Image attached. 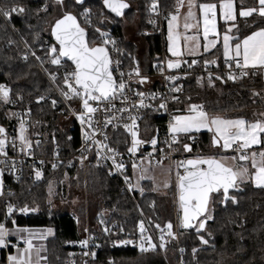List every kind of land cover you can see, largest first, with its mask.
I'll use <instances>...</instances> for the list:
<instances>
[{
	"label": "trees",
	"instance_id": "16d2710c",
	"mask_svg": "<svg viewBox=\"0 0 264 264\" xmlns=\"http://www.w3.org/2000/svg\"><path fill=\"white\" fill-rule=\"evenodd\" d=\"M12 2L13 0H0V6H7ZM15 2L24 4L29 11L23 16L13 14L10 21L0 17V83L9 85L13 101L7 104L0 101V125L6 128L8 136H14L18 120L6 113H23L25 109H30V115L27 117V135L31 141L39 139V145L34 151L39 157H46V160L41 166L24 164L18 181H13L9 175H3L4 195L0 196V220L4 219L2 212L6 202H11L17 207L24 205L36 207L38 209L36 212L26 214L16 212L13 218L20 226L53 228L52 235L44 242L47 264H66L71 249L66 242L78 241L83 236L85 205L83 203L70 205V188L75 184L84 187V181L86 199L91 209L89 212L91 224L96 223L97 216L106 215L112 220H121L126 230L134 235L138 230V223L143 220L148 233L153 235L154 224L159 223L162 226L168 221L172 223L175 180L173 185L166 188L167 196H164L157 193L149 180L141 181L140 188L143 192L128 191L122 187L119 178L109 176L104 167L93 165L91 160L87 161L83 174L80 162L73 157L69 158L78 145L76 129L60 121L49 98L36 102L39 95L55 96L56 88L48 73L56 72L62 77L63 69L72 68L66 61L62 67L52 65L46 54L47 44L56 46L49 33L50 25L63 12L70 11L77 16L81 27L86 29L90 46L100 43L96 28L104 27L120 34L125 64L135 63L139 70L144 72H148L161 59L168 58L163 28L166 19L162 22L163 30L160 33L145 35L146 29L153 26L151 21L154 14L149 12L151 0H125L130 7L121 17H116L103 8L102 0H85L80 4L75 0H64L61 13L58 12L60 5L55 3V0H47L48 10L39 14L35 10L40 8L45 0ZM197 2L204 3L210 0ZM234 2L238 9L240 0ZM254 2L255 0H244L246 6H253ZM157 3L158 9L173 12L175 0H157ZM85 8L91 10V23L85 21L83 14ZM134 18L138 19L136 29L138 37L143 41L141 46L126 40L123 35V20L130 23ZM254 20L255 26L247 27L252 25ZM236 23L241 36L256 30V27H264V21L255 16L247 20L238 16ZM39 45L42 46L40 50L37 49ZM28 48L36 52L41 58L40 61L30 55L27 60L22 58ZM212 59H216L217 62L211 64V67L223 68L221 45L196 58L199 67L205 60ZM189 61L191 59L185 63ZM45 69L48 71L45 72ZM252 72L249 71L246 77L233 81L227 80L222 72L217 71L212 74L214 86H209V76L204 75L201 83H197L195 75L192 74L184 82L185 90L179 96L176 108L183 110L188 103H196L202 104L209 114H221L227 118L242 116L253 120L255 118L253 113L264 111V70L256 71L255 75H252ZM217 75L225 79L217 80L215 79ZM56 83L59 84L61 81L58 79ZM253 91L260 95L254 97ZM17 94L22 99H19ZM158 120L160 119L153 112L144 115L140 124L141 136L150 137ZM160 122V126L164 128L161 120ZM109 135L111 137L109 142L112 145L120 150L126 148L128 136L123 130H108ZM191 135L197 139L198 147L206 149L210 146L211 134L208 131L193 132ZM68 137H71V140ZM180 138L188 139V136L181 135ZM10 146L11 143L9 148ZM54 157L59 159L54 162L52 160ZM53 163L57 165L56 168L52 167ZM36 169L42 172L40 178L35 177ZM230 194L237 196L236 204L229 201L222 206L217 202L219 198L215 197L209 205L214 218L208 222L207 229L212 235L209 237L201 233L209 240L208 245L200 244L195 229L184 230L179 226L177 238L169 239L164 249L156 247L147 252L117 247L108 236L100 234L96 261L98 264H264V189L256 188L247 182L241 183L239 188ZM149 218L153 222L152 225H149ZM194 247L197 248L195 254L192 253ZM179 248L185 250L183 255L179 253ZM8 250H12V247L9 246ZM0 264H7L3 248L0 249Z\"/></svg>",
	"mask_w": 264,
	"mask_h": 264
},
{
	"label": "snow or ice",
	"instance_id": "6c2138e0",
	"mask_svg": "<svg viewBox=\"0 0 264 264\" xmlns=\"http://www.w3.org/2000/svg\"><path fill=\"white\" fill-rule=\"evenodd\" d=\"M77 3H82V0H76ZM55 3L61 7L64 5V0H55ZM103 8L115 13L116 16H123L124 10L130 5L125 0H102ZM184 0H175V12H169L165 17L168 22L167 31V50L173 57L177 59H169L167 61V68L178 69L181 65L179 57L185 53L196 56L201 48L204 53H209L216 49L222 43V56L226 66V79L236 80L238 78L246 77L248 69L264 70V27H256V30L248 32V34L240 35V29L237 26V14L240 18L247 20L251 17H258L264 21V0H255L253 6H246L244 0H240L239 8L234 0H210V2L199 3L196 0H187V11L184 13L183 19V33L179 31L178 17L180 9L184 7ZM48 3H45L38 9L36 13L46 12L48 10ZM157 0H151L149 12L158 13ZM199 10V18L194 8ZM29 9L24 4L17 3L13 0L7 6H0V17L6 21H10L13 14L26 15ZM85 21L91 23V10L85 8L83 11ZM218 19L224 24L223 32L218 30ZM193 21L195 23H193ZM103 22V21H101ZM154 23V21H151ZM256 21L252 25L255 26ZM51 35L58 43V50L55 45L47 48V56L52 65L60 66L61 58L66 57L68 61L74 65V68L65 71L63 76H58L56 72L48 73L51 82L55 85L56 91L64 101L78 100L79 110L69 107V111L74 115L75 119L81 125V139L83 144L81 151L87 152L92 149L95 150L97 162L100 160L111 161V169L109 175L113 172L123 174L125 169V162L116 148L109 146V137L103 129L109 126L117 129L122 126L125 132L130 136V145L125 142L126 151L130 157H135L139 146L145 141L138 138V124L139 116L133 114L131 110H139L143 108H153L152 103L146 101H159L155 104V111H168V103L177 102L179 97L177 95H165L159 92H143L133 91V95L137 98L134 102L129 103L130 97L125 94V89L128 86L124 79L125 73L119 71V62L117 61L116 71L119 73V79L113 74V61L110 57L108 45L115 48L116 41L108 39V33L96 28L95 31L99 34V44L90 46L86 40V29L81 27L77 16L70 11H65L63 14L55 19L54 23L50 25ZM190 30H194L195 34L188 35ZM236 33V34H233ZM201 37L203 43L201 44ZM23 39V38H22ZM11 43V41H9ZM27 48V43L25 42ZM37 61L40 57L36 52H31ZM29 52H25L23 59L27 60ZM197 60L191 61L192 65L197 64ZM216 59L205 60L204 65L208 66L216 64ZM160 71H164L163 65H157ZM234 69L239 71V77L235 75ZM48 70L45 69V72ZM256 72L253 71L252 75ZM135 75L138 77V83L144 84L147 76L140 74L139 68H133L129 73V78ZM179 77L169 75L165 77L167 81H175ZM61 83L57 84L56 81ZM198 82L200 78L198 77ZM217 80H223L225 77L217 75ZM209 86L213 85L212 74H209ZM129 91H132L129 89ZM179 87H173L169 90L170 93L179 92ZM11 89L9 85L0 83V101L3 103H13L10 97ZM18 98L22 99V97ZM252 95L259 96L260 93L253 91ZM46 99L45 95L36 97V102L39 103ZM190 99V98H188ZM115 100H120L122 106L117 108L113 103ZM53 107L56 106L57 101L52 99L50 101ZM175 114H170L167 122V133L170 140L166 141L169 147V153L177 151L173 147L175 144H180V136L187 135L189 140L194 139L191 135L193 132H199L201 129H206L210 134V146L214 149H219L221 153L229 150L234 153L232 156L221 155H205L200 152L191 158L175 160L168 168V174L175 177V203L177 205V219L179 227L187 229H195L197 238L201 245H208L209 240L204 234L211 236L212 233L208 231L207 224L213 220L212 210L209 205L213 202V198L218 197V203L226 204L231 202L236 204L238 202L237 196L230 194V190L238 189L241 183L250 182L254 187L264 189V111L253 113L254 119L248 120L242 116L227 118L218 114L210 115L202 104L188 103L183 109L173 110ZM103 113V122L95 119L99 113ZM8 116H14L18 120V125L14 129L15 136H8L7 130L0 125V156L4 159L0 160V174L5 170L15 173L17 161L13 158H8L6 145L11 143L14 151L31 155L32 142L27 135V117L30 115V109H25L23 113L10 112L6 113ZM23 116V118H21ZM130 122H123V121ZM123 122V123H121ZM99 134L102 139H97ZM71 140V137H68ZM55 138L53 137V141ZM39 145V141L36 142ZM151 145L156 146L158 140L153 136L150 140ZM185 153H191L192 146L190 143H183L180 145ZM155 151V147L153 149ZM150 162L160 165L166 158L161 149L160 160H152V153L147 154ZM170 158V156H169ZM81 162L86 159L82 154L79 158ZM142 160L145 157L141 158ZM231 160L232 164L227 161ZM41 164L43 161L40 162ZM71 164V162H69ZM133 175L137 171L141 175L136 177L137 183L133 184L130 177L123 174V180L127 185L128 191L134 189L143 192L138 181L144 179L143 173L147 171L142 164H137L135 160L132 162ZM56 168L55 163L52 164ZM36 178L42 176V172L38 169L34 170ZM170 180H166L163 187L168 188ZM3 187L0 184V196H3ZM12 195V193H9ZM51 195V182L50 191ZM49 204L51 201L49 200ZM36 207H17L11 202H6L3 208V220H0V248H7L11 246L15 249L14 253L7 256V264H47V257L41 255L42 251H46L43 245H37L34 241H42L48 235L53 233V228H31L27 226H20L13 218L16 212L29 213L36 212ZM149 225L153 222L149 218ZM11 224V227L8 224ZM79 223V221H77ZM100 223L104 221L101 219ZM154 227L159 231V245L160 249L165 248V238H176V233L173 232V225L168 221L161 226L156 223ZM139 240L133 241L131 239H119L112 241L114 244H132L137 243V246L142 252L154 250L157 245L153 243L151 235L147 234V228L143 220L138 223ZM123 229H121L122 231ZM87 232V228L84 229ZM105 233L110 231L109 228L103 229ZM15 238V243L12 241ZM95 237L89 236L78 241H68L66 243H78L82 249L89 247L90 241ZM22 243V247L20 244ZM184 251L183 248L180 249ZM197 248H192V253L195 254ZM95 252L91 255L94 257ZM72 255V254H69ZM87 256V251L83 252Z\"/></svg>",
	"mask_w": 264,
	"mask_h": 264
},
{
	"label": "built area",
	"instance_id": "2783aa9c",
	"mask_svg": "<svg viewBox=\"0 0 264 264\" xmlns=\"http://www.w3.org/2000/svg\"><path fill=\"white\" fill-rule=\"evenodd\" d=\"M175 5V4H174ZM175 11V7H173V12ZM168 13L166 10L163 9H158V13H153L154 17L152 19V21H154L153 26L149 27L146 29L145 31V35L146 34H153V33H160V31L163 30L162 28V22L166 19L165 17L168 16ZM101 31L107 32L108 35V39L111 40H115L116 41V45L115 48L112 47V45H108V49H109V53H110V57L113 61L112 64V68H113V74L114 76H116L117 79H119V73L116 71V67L117 64L116 62H119V71H122L125 73L124 75V79L125 81H127L128 86L125 89V94L128 95L130 97L129 103L134 102L137 98L133 95V91H143V92H159V93H164L165 95H177L178 97L184 92L185 90V80L190 76V75H195L196 77V82L197 83H201V78L205 76H209V74H214L217 71L218 72H222L225 76H226V66L224 64L223 68L219 69L218 67L215 68V66L211 67V65L205 66L204 64L202 66H198V64L192 65L191 61H189V63H185V62H181V65L178 69H171L169 70L166 67V60L168 58H164L161 59L160 62H157L156 64L153 65V67L148 70V72H142L140 71V74L143 76H147L148 80L144 83V84H139L138 81V77H136L135 75H133V77L129 78L128 73L135 67H138L135 63H133L132 65H126L123 57V50L120 44V40H121V36L120 34H117L116 32H113L111 29H101ZM99 36V34H98ZM100 41V39H99ZM101 42V41H100ZM47 47H49L50 45H46ZM41 45L37 46V49L40 50L41 49ZM34 50H32L31 48L26 49V52H29V55L31 56V52H33ZM35 52V51H34ZM65 62V60L63 58H61V64L63 65ZM163 65L164 67V71L161 72L160 68L157 65ZM73 68V67H72ZM72 68L70 69H63L62 71V76L64 74L65 71H69L72 70ZM249 71H258V70H253V69H248ZM234 73L235 75L239 76V71L234 69ZM169 75H175L177 77H179L177 80L175 81H167L165 80L166 76ZM200 78L199 82L197 78ZM50 79V77H49ZM173 87H179L180 91L176 92V93H170L169 90ZM129 89H131L132 91H129ZM46 96V99H55L57 101V104L55 107L52 106L53 109H55L56 113L59 115L60 121L62 122H66L70 125L71 128L76 129L77 134H78V145L75 148V151L70 155L69 158L73 157L75 159H77L81 166H82V171L83 174H85V168H86V163L88 160H91L93 165L95 166H99V167H104L106 169L107 174L109 175V171L111 169V161H106V160H100L99 163L97 162L96 156H95V150L92 149L90 151L87 152H83L81 151V146L83 144V141L81 139V125L79 123L78 120L75 119L74 115L69 111V107H71L72 109H76L79 110V101L78 100H71V101H64L63 98L60 96L59 92L56 91L55 89V96L50 97L48 94H43ZM45 99V100H46ZM147 103H152L155 107V104H158L159 101H146ZM113 103L116 105L117 108L122 107V106H126V105H122L120 100H115L113 101ZM176 104L177 102H171L169 101L168 103V111L165 112L163 110L161 111H155L154 107L153 108H143V109H139V110H131L133 112V114H136L139 116V119L137 121L138 124V138L141 139L142 141H145L146 143H143L141 146H139V150L137 151L135 157H130V155L127 153L126 148L120 150L118 149L116 146L112 145L109 141H110V135L109 140H108V144L109 146L116 148L120 153H122V158L125 162V169H124V173L130 177V179L132 180V183H134V181L136 180V177L141 175L140 171H137L136 175H133V169H132V162L133 160H135V162L137 164H142L144 168L147 169V171H152V169L156 166H159L157 164H155L154 162H150V160L147 158V154L148 153H152V160H160L161 157V149L163 150V155L166 157L160 165H168L170 166L172 164L173 161L175 160H180V159H188L191 158L193 156H195L197 154V152H200L202 154L205 155H216L218 154L219 151H217L214 148H208L207 150L204 148H200L198 147V141L197 139L194 137V139L189 140V139H180V144H175L173 145L174 148L177 149V151L171 152L169 153V147L168 144L166 143V141L170 140V136L167 133V122L170 118V114H175L174 113V109L176 108ZM149 112H153L154 114H156V116L162 121V125L164 126V128H162L160 126V120H158V123L155 126L154 129V133L150 136V137H144L141 136L142 133V128L140 127V124L142 122V119L144 117V115L148 114ZM21 118H23V116H21ZM95 119L103 122V113H99L95 116ZM123 122H130V121H123ZM121 122V123H123ZM18 125V123H17ZM27 125H28V118H27ZM108 130H123V132H125V130L123 129L122 126L118 127L117 129H113L111 128V126H109L107 129H103V131H105L108 135ZM126 133V132H125ZM16 134V133H15ZM127 134V133H126ZM15 136V135H14ZM128 136V145H130V136L127 134ZM153 136H156L158 143L156 146L151 145L150 140L152 139ZM97 139H102V137L97 134ZM37 141H39V139H36L32 142V149H31V155H25L23 153H19L18 151H14L12 148V145L9 148V144L6 145V151L8 153V158H13L17 161L16 163V171L15 173L5 170L3 172V175H9L11 177V179L13 181H18L19 178L22 175L23 172V166L26 163H30L33 166H37V165H42L40 162L41 161H45L46 157L43 156H38L35 154L34 148L37 146ZM183 143H190L192 146V151L191 153H185L183 152V149L181 148L180 145H182ZM155 147V151L153 150ZM230 151V150H229ZM230 153L234 154L232 151H230ZM84 155L86 157V159H84L82 162L79 159L81 157V155ZM170 156V158H169ZM142 157H145V159H141ZM4 157L0 156V160H3ZM59 158L54 157L52 160L55 162L57 161ZM147 171L144 174L145 178L144 179H140L139 182L143 181V180H149L147 178ZM123 174H119V173H115L113 172L111 175L112 177H117L121 180V185L123 188L127 189V185L125 184L124 180H123ZM174 177V175H173ZM175 178V177H174ZM85 184V181H84ZM83 184V189L86 192V186ZM136 190V189H134ZM72 218H74V216H72ZM103 220L104 223L101 224L100 220ZM173 226V232L176 233V238H177V224H172ZM163 226V225H162ZM107 227L110 229V231L108 233H105L103 231V229ZM87 228V232L84 231L83 236L81 237V239H84L86 237L92 236L95 237L94 240L90 241L89 247L87 249H82L78 243H67L68 246L71 247L69 254L72 255H68V258L66 260V264H98V262L96 261V254L97 251L99 249V235L103 234L108 236L111 241H115V240H119V239H131L133 241H138L139 240V229L136 231V233L134 235H131L130 232H128L124 226V223L119 220H112L109 217H107L106 215H99L97 216V220L96 223L91 224L89 223L88 219H85V227L84 229ZM121 229H123L121 231ZM148 235H151L148 233ZM159 231H157L155 229V232L153 235H151L153 243L157 245H159ZM175 238V239H176ZM169 239H171L170 237L165 238V246L166 243L169 241ZM114 244V243H113ZM117 247H129V248H135L138 251H141L139 249V247L137 246V243H132V244H114ZM74 246H76L77 248L75 249ZM181 248L178 249L179 253L181 255L184 254L185 250L183 252L180 251ZM87 251L89 253V255L85 256L83 255V252ZM95 252V256L93 257L91 255L92 252Z\"/></svg>",
	"mask_w": 264,
	"mask_h": 264
},
{
	"label": "rangeland",
	"instance_id": "374dc122",
	"mask_svg": "<svg viewBox=\"0 0 264 264\" xmlns=\"http://www.w3.org/2000/svg\"><path fill=\"white\" fill-rule=\"evenodd\" d=\"M63 10V8L60 6L58 7V12L61 13ZM57 12V14H58ZM137 24H138V19L137 18H134L132 20V22H127L126 20H123V35H124V38L126 40H129V41H133L134 43H137L139 46L143 45V41L140 37H138V34H137ZM100 29H108V28H100ZM210 115H215V114H211ZM218 115H221V114H218ZM208 148H211V146H208L206 148V150ZM217 151H220L218 148L216 149ZM221 155H227V156H232L234 154L230 153L229 151L228 152H225V153H220L218 152V154H216L217 157L221 156ZM228 164H232V161L231 160H228L227 161ZM168 168L169 166L166 164V165H159V166H156L152 169V171H149V173H147V178L151 181L153 187L155 188V190L157 191L158 194L160 195H164V196H167L166 195V188L163 187V184L166 180H170V185H173V181L171 180V178H169V174H168ZM140 181V180H139ZM139 186L141 187V182H139ZM134 183L136 184L137 183V179L134 181ZM169 185V186H170ZM175 185V184H174ZM87 198V194L85 192V190L83 189L82 186H79L78 184H75L74 186H72L70 188V205L71 206H75V205H78L80 203H83L85 205V219H88L89 220V223H91L90 221V206H89V202L88 200L86 199ZM175 192L173 193V196H172V209H173V218H172V224H177V227L179 226L178 225V219H177V216H178V213H177V205L175 203ZM57 204V203H56ZM57 206H60L59 204H57ZM174 226V225H173ZM11 227V226H9ZM48 226H41V227H31V228H47ZM52 235V234H51ZM51 235H48L47 237L51 236ZM46 237V238H47ZM46 238L42 241H34V243H36L38 246L39 245H43L44 247V242L46 240ZM13 243H15V238L12 237L11 238ZM20 246L22 247V243L20 244ZM1 249V248H0ZM5 250V255H6V258L7 256L10 254V253H14L15 252V249L12 248V250H8V247L7 248H3ZM41 255L44 256V251L41 252ZM43 264V262H42Z\"/></svg>",
	"mask_w": 264,
	"mask_h": 264
},
{
	"label": "crops",
	"instance_id": "0c3cea01",
	"mask_svg": "<svg viewBox=\"0 0 264 264\" xmlns=\"http://www.w3.org/2000/svg\"><path fill=\"white\" fill-rule=\"evenodd\" d=\"M196 3H197V5L199 4L197 2V0H196ZM186 4H187V0H184V5L185 6L180 9V15H179L178 21H177L178 24L180 25V28L178 30L181 31L182 33H183V27L182 26H183V23H184L183 16H184V13L187 11ZM194 11L197 13V18H199V10H198V7L197 8H194ZM238 16L239 15L237 14V17ZM193 23H195V22L193 21ZM224 27L225 26H224L223 22L222 21H219V19H218V30L221 33L223 32ZM163 28H164V35H165V42H166V56L168 57V59H177V57H173L171 55V53H169L168 50H167V45H168V41H167L168 22H167V19L164 21ZM187 34L188 35H193V34H195V32H194V30H190ZM233 34H235V33H233ZM202 43H203V40H202V37H201V44ZM220 45H221V48H222V43ZM203 53L204 52H203V50L201 48L200 52L196 56H192L190 54L185 53L183 56L179 57V59L181 60V62H185V61H187L189 59H191V61H192L193 59H196L197 57H199ZM142 72H144V71H142ZM177 109H179L181 111V113L183 112L182 109H180V108H177ZM206 131H207L206 129H201L199 132H206ZM199 132H196V133H199ZM219 152L221 153V151H219ZM147 173H149V171H147ZM169 178H171L172 181L175 180V178L173 177V175L171 177L169 176ZM149 181H151V180H149ZM0 184H2V187H4L3 173L0 174Z\"/></svg>",
	"mask_w": 264,
	"mask_h": 264
},
{
	"label": "water",
	"instance_id": "95a60500",
	"mask_svg": "<svg viewBox=\"0 0 264 264\" xmlns=\"http://www.w3.org/2000/svg\"><path fill=\"white\" fill-rule=\"evenodd\" d=\"M76 1V0H75ZM85 0H82V3L84 2ZM77 3V2H76ZM127 3V2H126ZM77 4H80V3H77ZM128 9V8H127ZM127 9H125L124 10V12L127 10ZM108 12H110V10H108V9H106ZM111 13V12H110ZM111 14H113L114 16H116L115 15V13H111ZM116 17H118V16H116ZM121 17V16H120ZM50 35H51V30H50ZM51 38H52V40L54 41V43L56 44V46H57V50H58V48H59V46H58V43H56V41H55V38L54 37H52V35H51ZM86 40H87V33H86ZM66 62H68L69 64H71V62L70 61H68V59L66 58V57H64L63 58ZM169 59H167L166 60V62H165V64H166V67H167V61H168ZM72 65V64H71ZM72 67L74 68V65H72ZM237 189H232V190H230V192H233V191H236ZM224 204H222V206H223ZM30 213V212H29ZM210 222V221H209ZM183 229V228H182ZM185 230V229H184ZM187 230H193V229H187Z\"/></svg>",
	"mask_w": 264,
	"mask_h": 264
}]
</instances>
